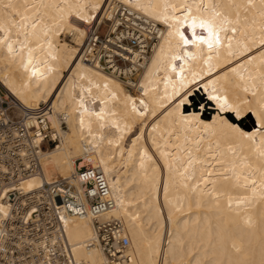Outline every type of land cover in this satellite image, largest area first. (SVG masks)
Listing matches in <instances>:
<instances>
[{"label": "bare ground", "instance_id": "obj_1", "mask_svg": "<svg viewBox=\"0 0 264 264\" xmlns=\"http://www.w3.org/2000/svg\"><path fill=\"white\" fill-rule=\"evenodd\" d=\"M185 17L219 44L184 45ZM94 23L141 35L136 50L116 46L128 65L80 59ZM0 86L51 106L57 143L23 189L70 179L78 159L98 168L115 200L101 219L123 222L126 264H264V0H0ZM200 90L211 115L191 105ZM63 227L76 260L108 264L87 247L89 218Z\"/></svg>", "mask_w": 264, "mask_h": 264}, {"label": "built area", "instance_id": "obj_2", "mask_svg": "<svg viewBox=\"0 0 264 264\" xmlns=\"http://www.w3.org/2000/svg\"><path fill=\"white\" fill-rule=\"evenodd\" d=\"M115 17L120 22L124 18L120 14ZM97 28L88 32L80 59L98 60L106 71L108 56H114L119 66L128 65L123 57L114 55L116 46L136 50L141 35L122 31L102 34ZM50 112L46 103L24 106L0 86V205L4 207L0 213V264H87L73 256L63 227V219L68 217L91 220L95 239L87 247L97 246L108 264L130 262V241L123 222L101 219L115 207V200L106 175L98 168L88 162L80 166L83 160L78 159L70 179L55 178L38 189H23L25 179L41 173L43 148L56 142V131L48 120ZM60 118V128L66 130L65 119Z\"/></svg>", "mask_w": 264, "mask_h": 264}, {"label": "snow or ice", "instance_id": "obj_3", "mask_svg": "<svg viewBox=\"0 0 264 264\" xmlns=\"http://www.w3.org/2000/svg\"><path fill=\"white\" fill-rule=\"evenodd\" d=\"M252 4V0H249V5ZM188 26L189 29L192 31V37L191 40L186 38L185 33L181 31L179 28L176 31V35L179 37V40L183 42L184 45H189V44H205L208 46L209 49L213 47V43L219 44V35L218 32L215 31L213 26L208 23L207 21L204 20H199L197 21L196 18H192L189 20L187 17H185V20L183 22ZM199 27L203 31L207 32L208 35L205 37L204 35H198L196 33V29ZM173 59H179L178 56H174ZM212 99H217L216 97H212ZM223 107V105H222ZM236 118L241 119L240 112H236Z\"/></svg>", "mask_w": 264, "mask_h": 264}, {"label": "rangeland", "instance_id": "obj_4", "mask_svg": "<svg viewBox=\"0 0 264 264\" xmlns=\"http://www.w3.org/2000/svg\"><path fill=\"white\" fill-rule=\"evenodd\" d=\"M95 27H97V25L94 23V25H92V29L93 28H95ZM99 27V26H98ZM108 31V27H105V26H103V24H102V26L99 28V32L100 33H102V34H104V33H106ZM67 41H69V38L68 37H66L65 38ZM131 92H133V89H129ZM203 92L200 90V91H196V93L194 94V95H192V97H191V105L193 106V107H199V105H201L202 103H204L205 102V95H203L202 94ZM214 106V105H213ZM205 109H206V111L207 112H209V115H211V112L213 111V109H209V108H207V106L205 107ZM234 116V115H233ZM242 123H244V124H250L251 123V116H250V118H249V116H245L244 117V119H243V122ZM63 131H65V132H68V130L66 129V130H63ZM57 142H55V144H56ZM54 144V145H55ZM127 144H128V142H127ZM54 145H51V146H49L47 149H50V148H52ZM44 150H46V148H43V151ZM59 176L58 175H56V174H52L51 176H50V178L49 179H52V178H58ZM110 182H114V180L113 181H110Z\"/></svg>", "mask_w": 264, "mask_h": 264}, {"label": "trees", "instance_id": "obj_5", "mask_svg": "<svg viewBox=\"0 0 264 264\" xmlns=\"http://www.w3.org/2000/svg\"><path fill=\"white\" fill-rule=\"evenodd\" d=\"M129 142V141H128Z\"/></svg>", "mask_w": 264, "mask_h": 264}]
</instances>
